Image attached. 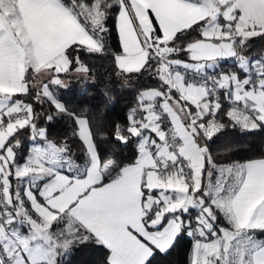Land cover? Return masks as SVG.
Segmentation results:
<instances>
[{
  "label": "crops",
  "instance_id": "obj_1",
  "mask_svg": "<svg viewBox=\"0 0 264 264\" xmlns=\"http://www.w3.org/2000/svg\"><path fill=\"white\" fill-rule=\"evenodd\" d=\"M116 1L118 9L114 15V26L121 51L129 46L140 52L136 18L145 33H151V26L155 25L160 34L164 32L171 37L174 31L197 21H201L202 29L210 5L216 8L215 19L222 30L228 26L230 29L244 26L245 30L253 32L264 29V0ZM226 13H229V18H225ZM218 17L224 19L223 25L219 24ZM224 36L234 34L228 32ZM71 43H79L89 49L100 47L99 41L82 27L70 8L59 0H0V118L4 122L0 129V160L5 158L7 165L12 154L8 147H2L3 140L13 128L25 121H14L13 115L27 110L19 99L13 98V95L25 89L24 69L29 68L34 79H38L36 66L47 65V71H55L53 65H58V72L65 71L68 61L63 51ZM215 66L213 63L203 65L198 72L224 90V97L230 102V117L245 129L264 126V77L259 78L263 80L259 84L257 79L249 82L248 76L238 79L233 73L210 75L207 70ZM76 68L70 73L81 75ZM223 76L226 77L224 84ZM61 78L67 81L66 77ZM230 81H235L236 90L233 92H229L232 89ZM249 84H254V87L250 88ZM145 91L148 93H143L141 97L143 90L138 94L139 108L143 111L139 127L146 129L139 140L138 155L134 162L120 167L113 178L100 182L101 171L108 161L100 162L97 157L94 173L91 174L86 168L77 177L74 165L66 169L64 166L55 167L41 162L48 174L35 180L27 202L15 195L17 176L8 180L6 199L13 198L15 202L8 209V219L0 228L9 254L7 264H52L58 245L49 239L48 234L52 233L53 225L57 226L59 213H64L63 226L72 224L71 230L64 232V236L75 238L71 233L75 231L76 225H80L108 249L110 264H142L150 254V246L159 250L168 247L180 225L178 214L188 208H197V224L190 229V234L198 235L192 241L190 253V264H196L192 261L194 248L195 251H208L210 244L220 235L219 229L216 237L203 238L211 228L210 214L205 206L199 209L196 205L199 203L197 198L201 199L202 204L205 195L209 205L218 209L227 222L228 226L223 229L244 232L248 236V251H240L234 256V264H264V238H257L251 232L264 226V158L218 165L213 180L201 181L202 146L201 141H198L200 139L191 134L194 127L189 129L186 120L182 119L179 136L175 131L177 127L171 124L166 112H175L171 98L177 102L176 97L187 100L179 97V92L172 86L162 93L153 89ZM201 100L206 102L208 108L214 102L215 107L217 105L215 100L207 97L206 92ZM178 105L182 104L178 102ZM155 108L164 116V122L167 123L164 128L157 119ZM193 108L196 109L194 105ZM148 114L154 119L147 117ZM78 119L77 134L79 127L90 139L84 120L78 122ZM200 121L203 120L197 123ZM166 127L176 137L172 153L170 141L164 136ZM32 135L27 152L30 148L36 150L37 143L43 146L48 141L42 137L41 130H33ZM184 171L188 172L187 177L182 176ZM215 182L217 186L214 191L212 186ZM34 185L42 202L34 197ZM187 199L192 206L184 211L181 207ZM154 204H159L156 211L159 215L154 212L143 224L142 216ZM166 212L171 213L170 216L156 227ZM200 220L205 229L203 233L197 230ZM213 249L219 253V248ZM225 255L222 254L221 258L220 255L215 256L213 264H224Z\"/></svg>",
  "mask_w": 264,
  "mask_h": 264
},
{
  "label": "trees",
  "instance_id": "obj_2",
  "mask_svg": "<svg viewBox=\"0 0 264 264\" xmlns=\"http://www.w3.org/2000/svg\"><path fill=\"white\" fill-rule=\"evenodd\" d=\"M59 1L70 8L85 30L99 41L100 47L88 49L79 43H71L64 48L63 52L68 63L66 70L59 71L58 75L66 77L67 81L64 85L48 86L55 101L39 94L38 89L31 84L34 79L33 73L27 67L24 69L25 89L13 95V98L19 99L27 107V120L10 131L2 143V147H8L12 154L7 165L8 176L10 180L13 179L12 167L23 160L33 136V130H41L44 139L61 147L67 159L77 165L86 162L85 148L76 131V118L79 117L84 120L98 161H108L100 174V182H104L118 174L120 167L136 159L139 140L146 131L145 128L139 127L143 111L139 108L138 94L146 89H161V80L151 72L153 62L156 60L149 54L146 55L143 66L136 71L122 70L116 66L114 54L120 50L114 26V15L118 9L116 2L101 0L99 3L101 17L95 26L90 27L79 12V6L89 5L94 0ZM230 21L233 22V19ZM218 22L223 25L225 21L218 17ZM153 27L158 34L157 27L155 25ZM200 29L201 21H197L174 31L167 40L173 52L168 53L167 56H177L176 50L184 53L181 49L182 45L189 40L199 38ZM234 36L236 50L242 47L243 56L247 60H257L259 71L254 72V69H250L247 73L233 58H229L217 59L216 66L207 72L210 75L233 73L238 79L248 76L249 82L264 77V29L250 33L240 43L238 36ZM184 58L187 59V57ZM78 65L82 66L83 74L70 73ZM186 75L193 81L196 76L202 74L193 71L183 72L185 78H187ZM208 88L207 97L215 100L217 105L206 117L218 126L206 135L195 125L191 133L195 137L200 136L201 140V181L213 180L218 165L264 158V126L243 128L240 123L230 117V102L225 99L224 90L217 85ZM170 91L175 95L173 89ZM176 98L180 104L188 105L190 111L194 110L193 105ZM158 119L161 127L164 128L167 124L164 122V116ZM130 124L137 128L135 132H130ZM33 193L34 197L42 202V198L37 194V186L33 188ZM14 202L13 198L8 201L6 199L7 211ZM202 204L209 211L208 218L211 223V228L203 238L211 239L219 234L220 226L227 227L228 224L220 211L209 205L206 195ZM158 206L159 204H154L144 213L143 224H146L158 210ZM170 214L169 212L162 214L156 227L161 226ZM196 214L197 208H188L185 212H180L178 214L179 229L168 247L159 250L150 246V254L142 264H190L192 241L198 235H188L186 231L196 226ZM63 217L64 213L58 214L57 226L60 229L63 226ZM251 232L257 238H264V226L252 229ZM79 234L85 236H76ZM71 235L75 238H71L70 243L64 247H56L52 264H110L107 259L108 249L90 236L82 226L76 225ZM0 264L4 263L0 261Z\"/></svg>",
  "mask_w": 264,
  "mask_h": 264
},
{
  "label": "rangeland",
  "instance_id": "obj_3",
  "mask_svg": "<svg viewBox=\"0 0 264 264\" xmlns=\"http://www.w3.org/2000/svg\"><path fill=\"white\" fill-rule=\"evenodd\" d=\"M107 1H114L117 3L116 0H107ZM208 1L210 2V0ZM100 2L101 0H94L89 5L82 4L79 6V12L82 14L83 18L89 23L90 27L95 26L101 17V9L99 8ZM215 14H216V8L210 5L203 19L204 22L199 35L200 38H219L222 37L224 34L231 32L232 34L238 36V42L240 43L246 35H249L251 32H253V31L245 30L244 26L233 27V29H230V27L228 26L227 29L222 30L216 22ZM225 18H229V13L225 14ZM135 21H136L135 22L136 35L139 37L138 40H139L140 52L138 49H135L134 47L125 46L122 49V51L119 50L118 52L115 53L117 55L115 62L116 66L122 70L136 71L140 67H142L143 64L145 63L146 55L147 54L151 55L156 60L155 62H153L154 66H152L151 72H153V74L158 76L161 80V89H153V90L162 93L164 91H167L169 87L172 86L175 90H177V92H179V97L184 98L185 100L190 102V104L192 103L196 108L195 110L190 111L188 105L186 104L178 105L176 99L171 98V103L175 105V112L174 113H169L168 111L166 112L168 114V118L170 119L171 124L177 127L175 131L178 133V135L180 136L182 132L181 129L183 126L181 124L182 119L184 121L186 120L185 122L187 126H189V129L197 125V127L205 134L207 132L210 133V131L213 130L214 128L216 129L218 124H215L211 119H209V117H206V115H209L214 111L215 102L212 103L210 108H208L206 102H203L201 100L202 96L205 95L206 90L209 89L208 84L200 83L199 80L192 81L191 79L188 78L187 75H186L187 78L182 80V77H184L183 71H180L183 68L185 70H188V72L190 73L192 71L198 72L201 71L200 67L203 65L206 66L209 63L211 64L213 63L215 65L216 64L215 60L191 61L185 59L184 57H186V53L182 49V47L181 49L184 51V53H181L179 50H176L177 56L175 57L167 56L168 53L173 52L170 49V46H168L167 44V40L169 39L170 34L167 35L164 32H162L161 34L160 33L157 34L154 30L153 25L151 26V33L149 34L145 33V31L142 29V25L139 24L137 18L135 19ZM86 48L89 49V47ZM242 50H243L242 47L238 48L236 50L235 56L233 57L237 65L247 73H249L250 69L252 70L254 69L253 70L254 72L259 71V64H258L259 62L257 60H253V61L247 60L243 56ZM60 57L63 58L62 55H60ZM172 64H175V67L179 70L171 71L170 65ZM46 67L49 66L46 65L43 67L41 66L35 67V69H38L37 70L38 79H34L31 82V84H33L38 89V92L41 96L50 98L51 100L55 101L48 86L55 84L63 85L65 84L66 81L58 75L57 72L58 69H60L58 65H53V68L56 69L55 71H53V69L47 71ZM76 69L79 73L83 74L84 70L81 65H78ZM50 71L51 72L53 71V73H50ZM46 76H48V78H46ZM225 78H226L225 76L222 77L223 84L226 82ZM259 78H257V80L258 83L260 84L263 80ZM216 82L218 83L219 79H217ZM230 82L232 89L229 92H233L236 90L235 89L236 86L234 83L235 81H230ZM249 87L253 88L254 84H249ZM143 93H148V91L143 90V92H141L140 94V97ZM144 105L145 103L142 104V106ZM23 113L24 115L22 117V120L26 121L27 120L26 111ZM150 115L151 114H148L147 117H149L150 119H154ZM157 116L160 117L161 115L157 114ZM200 119L203 121L202 122L200 121L201 123H197V121ZM78 122H83V119L79 118ZM0 123L2 124L3 127L4 122L1 118H0ZM136 129L137 128L134 127L133 124L129 125L130 132H135ZM78 135L81 138L85 148V153L87 156L86 162L80 165H77L76 163L72 164V161L64 156L61 147H58L50 140L45 141L43 146L37 143L36 150L32 151V149L30 148L26 153V155L24 156L22 160L23 162L21 161L20 163L13 165L12 176H17L18 178L14 187L15 195H17L18 198H23V200L27 202L28 197H30L31 195L30 187L32 186V184H34L35 180L39 178H43L48 174V171L43 167L44 165L41 162H47L49 165L55 167L64 166L66 169L67 168L69 169L74 165L75 172L76 173L78 172L76 174V177L79 174H81L82 171H84L86 168H88L90 170V173L93 174L95 171L96 156L93 151L91 140L82 133L81 128L79 127H78ZM198 138L200 139V136H198ZM6 162L7 160L5 158H1L0 173H1V181H2L1 183H3V185L7 187L9 180V176H8L9 171ZM215 186H217L216 182L212 186L214 191L216 189ZM212 197L214 198V195H212ZM197 199L199 203L198 204L196 203L197 205L196 204L194 205H196V207L200 209L202 206L201 199L199 198ZM189 206H192V203L190 200L187 199L181 208L182 210L185 211V209ZM155 215L158 216L159 213L155 212ZM202 226H203V221L200 220V226L197 228L198 233L204 232L205 229H203L204 227L202 228ZM62 227L63 228L61 230L60 228H58V226L55 225L54 230H52V233L48 235H49V239H51L55 244L64 247L71 242V238L70 236H64L63 234L64 232L71 230L72 224L66 223ZM223 228L224 227L221 226L219 227L220 235L217 238V240H215L210 244L209 247L210 249H208V251H195L194 248V251L192 252L193 262H195L196 264H213V258L215 256L218 257L220 255L219 258H221L222 254L223 255L226 254L225 255L226 259L224 262L222 260V262L224 264H234V262H236V258H233L234 256H236L240 251H248L249 244H248V236L246 233L236 232L234 230L228 231ZM186 233L189 235L191 231L188 229ZM213 248H217V249L219 248V253H216L218 251H214Z\"/></svg>",
  "mask_w": 264,
  "mask_h": 264
},
{
  "label": "water",
  "instance_id": "obj_4",
  "mask_svg": "<svg viewBox=\"0 0 264 264\" xmlns=\"http://www.w3.org/2000/svg\"><path fill=\"white\" fill-rule=\"evenodd\" d=\"M182 49L187 59L191 61L229 59L236 54V39L234 36L199 37L185 42Z\"/></svg>",
  "mask_w": 264,
  "mask_h": 264
},
{
  "label": "built area",
  "instance_id": "obj_5",
  "mask_svg": "<svg viewBox=\"0 0 264 264\" xmlns=\"http://www.w3.org/2000/svg\"><path fill=\"white\" fill-rule=\"evenodd\" d=\"M170 70L171 71H175V70H179L175 67V64L170 65ZM183 72H188V70H185L182 68ZM193 80L196 81H200V82H204L207 83L210 87H214L216 84L209 80L208 77L206 76H196V78H194ZM156 113L160 115V111L156 108ZM24 113L21 111L16 112L15 115H13V119H15L14 121H16L17 119H21L23 117ZM2 127V124L0 123V128ZM164 136L168 138V140L170 141V145L172 147V149H170L171 153L174 152V146L176 145V137L175 135L169 130V128H165L164 129ZM183 177H187L188 176V172L184 171V174L182 175ZM6 186L3 185V183L0 182V228L3 224V222L5 220L8 219V211L6 209V196L8 193V189ZM8 252L6 249V244L4 243V240L2 238V234H0V261L4 264H7L8 262Z\"/></svg>",
  "mask_w": 264,
  "mask_h": 264
}]
</instances>
